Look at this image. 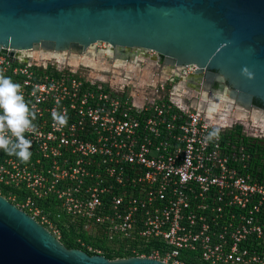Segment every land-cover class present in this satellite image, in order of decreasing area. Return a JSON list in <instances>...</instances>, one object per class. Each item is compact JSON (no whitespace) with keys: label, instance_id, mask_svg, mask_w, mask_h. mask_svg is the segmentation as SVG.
<instances>
[{"label":"built area","instance_id":"obj_1","mask_svg":"<svg viewBox=\"0 0 264 264\" xmlns=\"http://www.w3.org/2000/svg\"><path fill=\"white\" fill-rule=\"evenodd\" d=\"M115 51L97 42L93 56L110 54L130 71L160 62L153 50L132 59ZM36 54L0 50V71L21 85L37 129L25 133L28 163L0 150V195L61 241L76 235L90 254L264 264V158L254 148L264 144V122L247 131L246 122L198 106L185 81L198 72L193 63L154 69L134 90V74L115 84ZM53 111L66 112V126L54 125Z\"/></svg>","mask_w":264,"mask_h":264},{"label":"water","instance_id":"obj_2","mask_svg":"<svg viewBox=\"0 0 264 264\" xmlns=\"http://www.w3.org/2000/svg\"><path fill=\"white\" fill-rule=\"evenodd\" d=\"M97 42L153 50L173 70L196 64L207 80L227 81L230 100L264 122V0H0L2 52L93 54ZM0 264L167 263L68 248L0 195Z\"/></svg>","mask_w":264,"mask_h":264},{"label":"clouds","instance_id":"obj_3","mask_svg":"<svg viewBox=\"0 0 264 264\" xmlns=\"http://www.w3.org/2000/svg\"><path fill=\"white\" fill-rule=\"evenodd\" d=\"M52 118L58 128L67 125L66 112L53 111ZM35 119L36 113L25 100L21 85L0 71V150L17 157L22 163H28L32 156V142L25 133L37 131L33 123ZM217 135L214 131L209 138Z\"/></svg>","mask_w":264,"mask_h":264},{"label":"rangeland","instance_id":"obj_4","mask_svg":"<svg viewBox=\"0 0 264 264\" xmlns=\"http://www.w3.org/2000/svg\"><path fill=\"white\" fill-rule=\"evenodd\" d=\"M73 55H71V53H69V51L66 53V55L63 57L64 61L74 65L75 67H79L81 66L83 68V70L85 71V73H89L92 74L93 76H97L99 78H111L113 80V83L117 84L118 82H116L115 80L119 81L120 79H115V76L118 77H122V75L125 73L126 77H131L133 74L135 75V78H141L139 80V82L135 83H130V87L133 88L134 90L137 89L139 86L140 88H143L144 86L147 85L148 78L151 75L152 72H154V69L157 70V68L152 65L149 66L148 65H142V68H139L138 66L134 65L133 69L130 71L127 68V63L126 61H121V62H117L116 59H112L111 63H108V61L106 60V58H101L98 55L93 56L88 54V53H72ZM37 56H40V58H48L46 56H42L39 54H36ZM84 61L83 65H80L78 61ZM86 60H88L89 62H91L92 64H94L93 66L86 64ZM75 62H78V65L75 64ZM133 62V61H131ZM143 62H145V60H143ZM142 63V62H141ZM130 65V64H129ZM159 68V66H158ZM134 78V79H135ZM134 79H132V81H135ZM131 80V79H130ZM136 82V81H135ZM173 83V82H172ZM172 84L168 83L167 86H170ZM229 94V93H228ZM220 99H222L221 101H223L222 103L220 102ZM228 99H230L226 93V96L219 98V99H213L214 104H217L218 108V114L220 115L219 117H215V118H219L221 121H228V122H232L233 120L239 119L240 121H244L247 123L246 127L243 126V128H245L247 131L250 129V127L252 126H259L260 124L263 123L262 120L260 119H256V116L252 113H250V115L246 116H241L239 117L238 115H235V110L232 111L234 112L233 114L230 115H226L227 112L222 111L224 110V108H228L226 107L229 103L232 105L231 110L235 107H238L239 105L237 104L236 101H229ZM237 105V106H236ZM252 112V111H251ZM259 121V122H257ZM261 121V123H260ZM254 124V125H253ZM257 128L254 127V131L256 132ZM250 131V130H249Z\"/></svg>","mask_w":264,"mask_h":264},{"label":"flooded vegetation","instance_id":"obj_5","mask_svg":"<svg viewBox=\"0 0 264 264\" xmlns=\"http://www.w3.org/2000/svg\"><path fill=\"white\" fill-rule=\"evenodd\" d=\"M137 49H124L122 51H115V53H117L120 56V59L122 57H129V58H133L135 55V53H137ZM71 53V52H70ZM72 54V53H71ZM63 55V54H61ZM60 55V56H61ZM64 56V55H63ZM55 57V56H54ZM62 57V56H61ZM111 55L109 54L108 56V61L110 60ZM160 62H159V68L158 66H156V68L160 71H162V73L164 74H168L173 70V66L172 65H164V57L163 56H159ZM89 62V61H88ZM121 62V61H118ZM91 66H93L94 64L89 63ZM206 72H200L198 71L197 73L186 77L185 81L188 83V79L191 81L190 82V90L191 91H195V93H197L195 96L198 98V94H199V98H198V106H200L202 109H206V108H214L215 105L213 102V99H219L222 98L224 96H226V93L228 95V97L230 98V94H228V90H230L232 87L229 85V83L227 81H218L216 79L212 80H207L206 77ZM188 78V79H187ZM207 82V84H206ZM231 99V98H230ZM230 99H228L229 101H231ZM222 99H220V102L222 103L223 101H221ZM262 105V103L260 101H258L257 99L253 100V104L256 106H260V104ZM237 106V105H236ZM263 106V105H262ZM226 107L228 108H224V110L227 112L226 115H230L233 114L234 109L235 110V115H238L239 117L243 116H248L250 115V113H254V112H246V109H243L242 107L240 108L238 107H234L232 110L230 107H232V105L229 103Z\"/></svg>","mask_w":264,"mask_h":264},{"label":"trees","instance_id":"obj_6","mask_svg":"<svg viewBox=\"0 0 264 264\" xmlns=\"http://www.w3.org/2000/svg\"><path fill=\"white\" fill-rule=\"evenodd\" d=\"M260 104V103H259ZM260 106H262L260 104ZM258 147V151H261L262 153V157L264 158V144H261V143H256L254 145V148H257ZM84 238H89L87 236H83ZM76 238L77 236L76 235H73V234H65L62 238V242L68 247V248H77L79 247V245L76 243ZM94 243L96 245H99L98 242L94 241ZM106 253V256L109 257L110 259H114L118 256H126L128 255L127 253H123V252H117V253H113V252H105Z\"/></svg>","mask_w":264,"mask_h":264},{"label":"bare ground","instance_id":"obj_7","mask_svg":"<svg viewBox=\"0 0 264 264\" xmlns=\"http://www.w3.org/2000/svg\"><path fill=\"white\" fill-rule=\"evenodd\" d=\"M82 62H83V61H81L80 63H82ZM85 63H86V64H89V63H91V62H88V60H86ZM75 64L78 65V62H75ZM89 65H90V64H89ZM217 108H218V106L215 105V106H214V109H212V110H213L214 112H216V111L218 112Z\"/></svg>","mask_w":264,"mask_h":264}]
</instances>
